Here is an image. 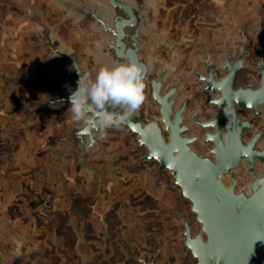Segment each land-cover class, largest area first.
<instances>
[{"label":"rangeland","instance_id":"374dc122","mask_svg":"<svg viewBox=\"0 0 264 264\" xmlns=\"http://www.w3.org/2000/svg\"><path fill=\"white\" fill-rule=\"evenodd\" d=\"M141 1L151 5L147 21L152 28L140 38V56L145 60L151 53L156 59V71L162 63L175 64L176 71L167 86L176 80L186 83L191 63L204 56L207 59L205 54L212 43L227 44L234 51L238 44L234 29L242 27L257 40L261 32L258 26L261 23L264 26V0ZM36 17L72 50L80 68L93 76L100 64L94 63L87 51L94 50L96 41L105 44L104 35L91 28L92 18L80 27L76 24L78 16L68 17L55 0H0L4 69L12 74L6 77L5 84L12 85L20 96L16 106L30 113L33 104L56 97V91L30 87L27 83L48 79L57 71L65 72L62 59H44L49 51L40 48ZM86 29L96 36L89 42L83 35ZM14 41L17 45L8 47ZM147 94L145 86L141 114ZM66 108L62 105L57 110H47L45 117L52 120L54 128L57 122L61 125L60 132L67 129L69 134L80 123L65 115ZM135 137L118 129L107 130L103 139L99 136L102 152L85 154L91 174L72 171L75 157L71 153L64 158L70 169L55 171L50 182L46 174H41L43 179H37L34 173L18 175L15 182L0 188V233L7 231L11 240L26 237L36 245L76 244L80 251H87L88 246L94 250L100 245L126 246V249L149 246L150 251H155L159 245L163 255L158 264H196L192 256L181 259L180 254L184 238L178 229L182 228L178 213L189 220L194 233L199 230L189 204L180 198L178 189L170 186L171 178L166 171L158 172L154 162L139 164L145 150L137 147ZM198 150L204 153L203 149ZM237 176L243 178L238 186L249 178L244 171ZM227 178L224 177L225 182Z\"/></svg>","mask_w":264,"mask_h":264},{"label":"water","instance_id":"95a60500","mask_svg":"<svg viewBox=\"0 0 264 264\" xmlns=\"http://www.w3.org/2000/svg\"><path fill=\"white\" fill-rule=\"evenodd\" d=\"M55 2L59 9L66 11L68 17L78 16L76 24L80 27L92 18V30L104 35L105 44L96 41L94 50L87 51L94 63L112 65L116 62H134L141 67L148 91L142 114L141 104L119 128L111 129L135 135L137 147L145 150L138 160L139 164L156 163V170L167 172L171 178L170 186L178 189L180 198L189 204L199 230L194 233L189 220L177 212L182 225L181 236L184 238L183 253L189 251L196 264H264V142L260 149L255 148L260 140L259 132L242 140L244 132H252L250 118L241 120L235 107L237 105L241 110L251 111L254 116L259 115L258 108L264 106V65L258 68L260 63H264L263 23L260 25L262 43L256 60L257 69H260L258 85L253 90L249 83L243 88H233L236 73L243 66L249 37L239 27L234 29L240 45L233 59L224 46L225 61L222 67L227 72L223 79L227 83L226 93L221 88L211 89L207 78L201 80L202 91L215 95L210 106L219 113H213L210 120L199 121L195 113L185 119L188 97L177 102L178 93L183 90L179 81L167 86L170 76L176 71L175 64L162 63L156 71V59L151 53L147 54L145 60L140 56V38L152 28L147 21V13L151 8L149 2ZM36 22L42 42L40 48L49 51L44 59H62L65 72L57 71L48 80L27 83L30 87L56 91V97L37 102L31 108L40 114H45L47 110H57L62 105L67 106L68 110V89L75 90L79 78L74 65L79 67L82 74L86 72L80 68L72 50L56 37L53 30L42 24L38 17ZM59 99L65 102L53 103ZM151 103L153 113H150L148 106ZM67 110L65 115H71ZM193 127L202 135L193 133ZM99 136L96 128L82 123L74 125L70 130V146L65 153L74 154L75 172L91 174L85 154L90 151L102 152ZM197 146L204 150L203 154ZM240 163L249 177L242 186L238 185L243 178L236 177ZM256 166L261 167L259 173L255 172ZM225 176H228L227 182L224 181ZM154 249L157 254L148 264H156L162 255L159 245Z\"/></svg>","mask_w":264,"mask_h":264},{"label":"flooded vegetation","instance_id":"af4514ba","mask_svg":"<svg viewBox=\"0 0 264 264\" xmlns=\"http://www.w3.org/2000/svg\"><path fill=\"white\" fill-rule=\"evenodd\" d=\"M260 24V22H258ZM260 29V26H258ZM246 29V27H245ZM260 31V30H259ZM83 35H86L89 40L95 38L89 29L83 31ZM258 36L257 40H253V37L249 34L248 46L246 48V56L243 60L242 69L236 73L233 81V88L244 87L246 83L250 84V88L253 90L256 88L259 82V70L257 69L256 60L258 59V51L262 43V37ZM83 42V41H82ZM219 44V43H218ZM212 43L209 51L199 60H195L191 63V70L189 71L190 77L186 79V83L179 82L183 86V90L178 93L177 102L188 97L185 110V119L191 113H195L196 119L199 121H207L213 117V113H219V111L210 106V101L215 95H211L210 92L202 91V78H207V83L211 89L221 88L226 93V81L223 80L227 72L222 67L224 65V44ZM239 43L235 45V50L231 51L226 44L225 47L230 51V56L233 59L238 51ZM85 63L88 65L89 61L85 59ZM264 63H260L259 67H263ZM211 69V70H210ZM209 70L211 74H209ZM180 93H183L181 96ZM227 98V96L225 97ZM223 98L222 100L224 101ZM149 106V105H148ZM151 106V105H150ZM236 113L241 120L249 119V124L252 128V132L243 133L242 140H245L251 136V134L259 132L260 140L255 144V148L260 149L261 144L264 142V106L258 108L260 114L252 115L251 111L241 110L237 105ZM151 112V107L149 108ZM261 120L263 123H261ZM197 128L193 127L192 132L198 133ZM202 135L201 133H198ZM198 149H200L197 146ZM244 166L240 163L238 170L239 173L243 172ZM246 168V167H245ZM260 166L255 167V172H260ZM245 174V173H244ZM228 177V176H227ZM238 178V176H236ZM179 233L182 228L178 227ZM7 231L0 233V264H148L154 256L156 251H150L149 246H141L139 249H126L127 247H117L116 245H100L95 247L94 250L90 246L87 251H80L79 245H36L32 243L28 238L13 239L9 238ZM181 242V259H185L191 254L187 251L183 253ZM149 252H152L148 257ZM163 253V252H162ZM163 255V254H162ZM161 257L157 260L158 264ZM196 262V261H195Z\"/></svg>","mask_w":264,"mask_h":264},{"label":"crops","instance_id":"0c3cea01","mask_svg":"<svg viewBox=\"0 0 264 264\" xmlns=\"http://www.w3.org/2000/svg\"><path fill=\"white\" fill-rule=\"evenodd\" d=\"M16 43L14 41L7 45L15 47ZM4 48L5 41L1 37L0 50L3 52L0 55V188H6L8 183L15 182L18 175L27 173H34L37 179H43L41 174H46L50 182L55 171L62 173L63 170L70 169L64 159L68 156L65 153L69 145L68 131L66 129L60 132L61 125L57 122V128H54V123L47 119L45 114L38 115L37 111L32 109L30 113L16 106V99L20 96L12 89V85L5 84L6 77L12 74L9 69L7 72L4 69ZM55 129H59V132ZM71 169L74 171L73 166Z\"/></svg>","mask_w":264,"mask_h":264},{"label":"clouds","instance_id":"9594fccd","mask_svg":"<svg viewBox=\"0 0 264 264\" xmlns=\"http://www.w3.org/2000/svg\"><path fill=\"white\" fill-rule=\"evenodd\" d=\"M74 67L79 78L76 89H68L67 112L75 123L96 128L103 139L107 130L119 128L142 104L145 88L142 69L134 62L101 64L93 76Z\"/></svg>","mask_w":264,"mask_h":264}]
</instances>
